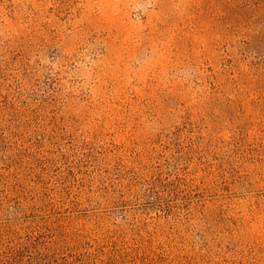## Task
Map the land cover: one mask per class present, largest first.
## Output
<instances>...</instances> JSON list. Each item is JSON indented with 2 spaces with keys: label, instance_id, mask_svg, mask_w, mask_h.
Instances as JSON below:
<instances>
[{
  "label": "rangeland",
  "instance_id": "rangeland-1",
  "mask_svg": "<svg viewBox=\"0 0 264 264\" xmlns=\"http://www.w3.org/2000/svg\"><path fill=\"white\" fill-rule=\"evenodd\" d=\"M0 264H264V0H0Z\"/></svg>",
  "mask_w": 264,
  "mask_h": 264
}]
</instances>
